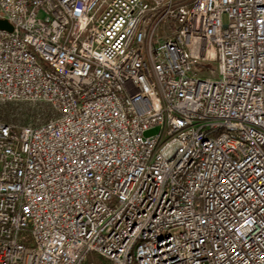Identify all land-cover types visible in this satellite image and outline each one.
I'll use <instances>...</instances> for the list:
<instances>
[{"label": "built area", "instance_id": "1", "mask_svg": "<svg viewBox=\"0 0 264 264\" xmlns=\"http://www.w3.org/2000/svg\"><path fill=\"white\" fill-rule=\"evenodd\" d=\"M0 18V103L50 113L0 117V264H264V0Z\"/></svg>", "mask_w": 264, "mask_h": 264}, {"label": "rangeland", "instance_id": "2", "mask_svg": "<svg viewBox=\"0 0 264 264\" xmlns=\"http://www.w3.org/2000/svg\"><path fill=\"white\" fill-rule=\"evenodd\" d=\"M29 107H35L39 111V120L44 119L47 115V112H49V109L45 105L41 104H31L28 102H9V103H0V117L1 114L4 116L6 115V112H9V117L11 115V119L13 116H15L17 119H14L10 122L23 124L22 116L24 115L25 111L28 110ZM3 118V117H2ZM156 132V129L147 131V135H151Z\"/></svg>", "mask_w": 264, "mask_h": 264}, {"label": "trees", "instance_id": "3", "mask_svg": "<svg viewBox=\"0 0 264 264\" xmlns=\"http://www.w3.org/2000/svg\"><path fill=\"white\" fill-rule=\"evenodd\" d=\"M49 116H50V113L47 112V115L45 116V118L39 120V118H38L39 117V111L35 107H29L28 110H26L24 115L22 116V121L21 122L23 124H27V125H30V124L34 125V124L38 123L39 121L47 119ZM2 117L6 121H12L14 119H17L15 116H13L12 119H11L10 118L11 115L9 117V112H6V115H4V116L1 114V118ZM91 258L95 259V256H91ZM96 261H97V263L102 264L100 259H96Z\"/></svg>", "mask_w": 264, "mask_h": 264}, {"label": "water", "instance_id": "4", "mask_svg": "<svg viewBox=\"0 0 264 264\" xmlns=\"http://www.w3.org/2000/svg\"><path fill=\"white\" fill-rule=\"evenodd\" d=\"M0 29L12 31L13 25L6 18H0Z\"/></svg>", "mask_w": 264, "mask_h": 264}]
</instances>
